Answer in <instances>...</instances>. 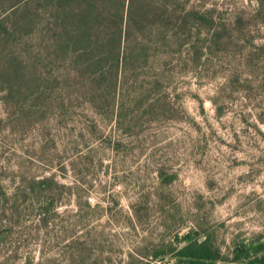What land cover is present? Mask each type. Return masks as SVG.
<instances>
[{"label":"rangeland","instance_id":"1","mask_svg":"<svg viewBox=\"0 0 264 264\" xmlns=\"http://www.w3.org/2000/svg\"><path fill=\"white\" fill-rule=\"evenodd\" d=\"M174 12L213 26L121 120L84 100L70 63L54 62L48 104L31 85L23 101L0 93V264H186L184 237L250 264L264 243V0Z\"/></svg>","mask_w":264,"mask_h":264},{"label":"trees","instance_id":"2","mask_svg":"<svg viewBox=\"0 0 264 264\" xmlns=\"http://www.w3.org/2000/svg\"><path fill=\"white\" fill-rule=\"evenodd\" d=\"M190 3L0 0V93L7 102L23 101L25 86L31 85L39 105L48 104L54 62L60 67L70 63L69 69L79 79L75 84L84 86V100L100 110L104 107L108 116L118 107L117 119L121 120L127 103L145 105L147 93L171 83L175 73L172 56L186 47L198 53L197 38L214 21L209 12L197 14L191 16L197 26L188 27L186 18L176 17L174 11ZM191 34L197 35L193 44ZM188 240L184 237L176 253L186 264L227 261L209 237ZM247 249L253 252L250 264H264V243Z\"/></svg>","mask_w":264,"mask_h":264}]
</instances>
